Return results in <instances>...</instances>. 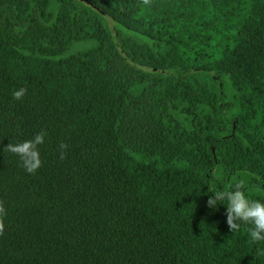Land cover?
I'll use <instances>...</instances> for the list:
<instances>
[{"label": "trees", "instance_id": "trees-1", "mask_svg": "<svg viewBox=\"0 0 264 264\" xmlns=\"http://www.w3.org/2000/svg\"><path fill=\"white\" fill-rule=\"evenodd\" d=\"M240 182L264 201V0H0V264H264L208 203Z\"/></svg>", "mask_w": 264, "mask_h": 264}, {"label": "clouds", "instance_id": "clouds-1", "mask_svg": "<svg viewBox=\"0 0 264 264\" xmlns=\"http://www.w3.org/2000/svg\"><path fill=\"white\" fill-rule=\"evenodd\" d=\"M24 88L13 91L14 99H21L25 93ZM45 131L37 133L32 139L21 143L8 145L9 150L20 156L22 166L28 173H34L41 166L38 145L44 143ZM61 147H65L62 145ZM243 182L229 191L217 193L209 199L210 205H217L216 200L226 199L227 223L232 230L238 229L240 223L250 224L249 236L253 241H264V201L251 199L243 189ZM2 227V225H0Z\"/></svg>", "mask_w": 264, "mask_h": 264}, {"label": "rangeland", "instance_id": "rangeland-1", "mask_svg": "<svg viewBox=\"0 0 264 264\" xmlns=\"http://www.w3.org/2000/svg\"><path fill=\"white\" fill-rule=\"evenodd\" d=\"M105 19L107 20L108 25H109L110 28L116 29L118 31H124V28L122 26H120L119 24L115 23L110 18H108V17L105 16Z\"/></svg>", "mask_w": 264, "mask_h": 264}]
</instances>
